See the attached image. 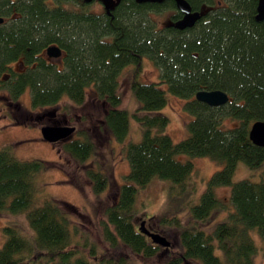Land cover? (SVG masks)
<instances>
[{"label":"trees","instance_id":"1","mask_svg":"<svg viewBox=\"0 0 264 264\" xmlns=\"http://www.w3.org/2000/svg\"><path fill=\"white\" fill-rule=\"evenodd\" d=\"M98 2L0 0V91L21 114L16 123L24 126H36L44 117L50 124L68 122L48 107L62 98L82 106L90 90L101 113L98 127L108 137L125 142L131 117L141 126L140 140L124 146L129 170L116 199L103 209L106 252L87 236L80 240L72 234L73 214L82 215L76 206L38 200L37 176L51 162L18 159L5 145L0 148V216L23 214L33 234L4 226L0 264H28L32 257L43 264H122V250L145 261L162 258L164 251L135 226L138 190L154 178L168 183L155 225L176 231L181 250L165 264H256L257 255L264 254V148L248 133L253 122L264 120V20L255 18L257 0H187L200 17L185 28L174 26L183 14L173 0H116L97 10ZM167 11L172 14L166 24L152 15ZM50 45L60 47V58L47 57ZM144 57L159 70L156 82L139 79ZM128 66V86L138 103L133 113L121 107L119 91ZM26 89L31 110L19 101ZM210 90L226 92L228 102L209 106L195 99L196 92ZM168 93L182 98L191 116L178 142L166 133L169 118L160 112ZM39 108L46 112L34 111ZM75 133L57 151L84 167L99 196L109 177L99 167L84 166L96 154L95 139L76 126ZM180 154L221 165L199 196L194 165L177 159ZM240 163L250 174L234 180ZM219 186L230 187L227 199L215 195Z\"/></svg>","mask_w":264,"mask_h":264},{"label":"rangeland","instance_id":"2","mask_svg":"<svg viewBox=\"0 0 264 264\" xmlns=\"http://www.w3.org/2000/svg\"><path fill=\"white\" fill-rule=\"evenodd\" d=\"M106 6H111L116 0H100ZM96 9L99 10L101 3L98 2ZM172 11L158 14H152L159 24L171 22L170 16ZM18 67L17 64L14 65ZM131 67L125 68L119 78V91L122 97L121 107L133 113L138 103L130 92L128 81ZM140 81L156 82L159 80V70L150 59L144 57L142 59L141 70L139 73ZM4 92L0 91V148L8 145L11 146L13 154L16 158L22 160L39 159L51 162L50 166L37 176V187L39 192L37 198L42 201L44 198H53L62 203H69L76 206L82 213L73 214L71 222V232L83 240L87 236L90 241L94 242L98 249L105 251L106 244L103 241L102 229L100 222L104 220L103 209L106 205L113 204L116 199L118 186L123 182L124 175L129 170V163L125 157L124 146L129 141L137 142L141 138V126L136 120L130 118V131L125 142H118L114 138L108 137L107 133L99 129L98 118L101 116L97 103L94 104V92L90 90L87 94L86 102L82 106H72L67 98H62L55 106L48 107V111L53 110L60 113L61 117L69 119L68 124L78 128L85 129L91 134L96 142V154L88 159L84 166L100 168L109 177L108 188L99 196L95 195L91 189V182L85 175L83 166L76 165L75 162L63 152L58 153L57 149L60 142L50 143L41 137L40 127L50 124L49 120L41 118L36 126H24L16 123L14 119L22 120L21 114L3 99ZM168 103L160 110L169 118L166 133L174 142H178L186 135L185 123L191 119V116L183 108L184 100L182 98L167 94ZM20 104L31 110L30 91H26L20 96ZM65 106L70 111L65 109ZM37 113H45L44 108L34 110ZM65 114V115H64ZM67 122V121H65ZM58 124H61L59 122ZM232 124V123H231ZM234 124V123H233ZM76 133L72 135L75 136ZM177 159L182 162L191 161L195 168V176L197 183V194L204 190L208 179L212 174L221 168V165L208 157H192L188 154L177 155ZM250 172L243 164H238L234 180L242 179L248 176ZM168 183L165 180L154 178L145 187L138 190L135 202L136 223L138 228L141 220H147L146 226L155 232L164 235L170 242L168 251L164 247L159 246L164 251L162 258L157 260L145 261L134 255L127 256L124 250L122 255L126 260L122 264H165L168 258L177 256L180 250L177 232L173 229L161 230L155 225L153 217L162 209V205L166 200V191ZM215 195L220 199H227L230 193L229 186L216 187ZM151 224H154L153 226ZM6 225L17 228L23 235L31 237L33 232L29 228L28 222L23 214L10 215L2 214L0 216V246L5 240L2 228ZM74 227L78 229L77 233ZM75 237V236H74ZM256 244L263 248L261 238L256 231L253 232ZM106 252V251H105ZM108 256V255H107ZM35 257L30 258L28 264H43V259L39 260ZM117 259V258H115ZM185 264V263H184ZM194 264V263H189ZM256 264H264V254L260 252L256 257Z\"/></svg>","mask_w":264,"mask_h":264},{"label":"water","instance_id":"3","mask_svg":"<svg viewBox=\"0 0 264 264\" xmlns=\"http://www.w3.org/2000/svg\"><path fill=\"white\" fill-rule=\"evenodd\" d=\"M89 3L92 0H84ZM138 3L142 2H162L164 0H136ZM176 8L183 14V17L174 23L178 28H185L192 26L193 23L200 17L199 12H193L187 0H173ZM258 21L264 20V0H257L256 15ZM2 19L0 18V23ZM45 54L49 58L58 59L62 55L60 47L57 45H50L45 49ZM195 99L206 103L209 106H220L228 102L229 96L222 90L198 91L195 94ZM41 137L50 143L65 142L72 138L75 132L73 125L64 124H46L40 127ZM249 139L251 142L259 147L264 148V120H257L253 122L249 128ZM138 231L150 238V240L165 249H169L171 242L162 234L155 231H150L146 228L145 220L139 222Z\"/></svg>","mask_w":264,"mask_h":264},{"label":"flooded vegetation","instance_id":"4","mask_svg":"<svg viewBox=\"0 0 264 264\" xmlns=\"http://www.w3.org/2000/svg\"><path fill=\"white\" fill-rule=\"evenodd\" d=\"M59 115H60V113H59ZM61 116V115H60ZM59 123V122H58ZM57 123V124H58ZM63 123H67L68 124V122H63ZM63 123H61V124H63ZM74 126V125H73ZM75 127V126H74ZM75 133V132H74ZM146 222H147V220L145 219V225H146ZM146 228L147 229H149L147 226H146ZM150 230V229H149ZM151 231V230H150ZM155 244V243H154ZM158 246H160V245H158ZM165 249V248H164ZM166 251H168L169 249H165Z\"/></svg>","mask_w":264,"mask_h":264}]
</instances>
